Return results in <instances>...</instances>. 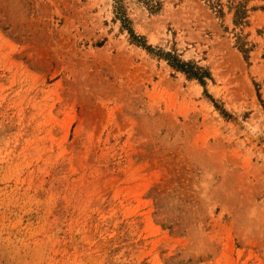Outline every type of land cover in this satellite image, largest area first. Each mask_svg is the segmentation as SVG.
I'll return each mask as SVG.
<instances>
[{
	"label": "rangeland",
	"instance_id": "rangeland-1",
	"mask_svg": "<svg viewBox=\"0 0 264 264\" xmlns=\"http://www.w3.org/2000/svg\"><path fill=\"white\" fill-rule=\"evenodd\" d=\"M0 264H264V0H0Z\"/></svg>",
	"mask_w": 264,
	"mask_h": 264
}]
</instances>
